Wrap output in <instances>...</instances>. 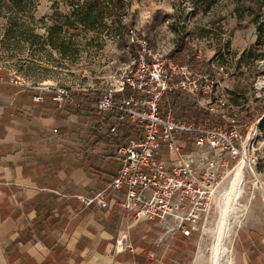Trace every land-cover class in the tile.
Here are the masks:
<instances>
[{"label":"crops","instance_id":"1","mask_svg":"<svg viewBox=\"0 0 264 264\" xmlns=\"http://www.w3.org/2000/svg\"><path fill=\"white\" fill-rule=\"evenodd\" d=\"M181 2L188 18L170 6L165 20L174 26L172 43L183 39L194 56L201 46L204 57H195L218 75L216 90L229 88L232 96L238 83L255 84L249 73L264 44L253 20L233 14L214 21L192 12L193 2ZM10 72L0 67V264H207L196 231L182 235L172 218L134 219L110 189L97 196L119 164L110 116L95 104L100 91L73 92L79 106L49 97L35 102L32 90L8 81ZM42 83L57 84H31ZM240 232L234 264H264V222Z\"/></svg>","mask_w":264,"mask_h":264},{"label":"built area","instance_id":"2","mask_svg":"<svg viewBox=\"0 0 264 264\" xmlns=\"http://www.w3.org/2000/svg\"><path fill=\"white\" fill-rule=\"evenodd\" d=\"M260 22L264 25V16ZM142 30L136 25L126 29L130 60L108 75L107 86L95 100L97 109L110 116L113 129L129 122L140 133L139 138L132 137L114 147L118 168L97 196L105 197L107 189L120 193L119 205L134 219L172 218L174 229L190 236L200 230L214 204L224 172L241 156L244 142L257 135L256 125L250 124L242 137L240 122L229 115L233 105L227 93L216 90L221 86L218 75L208 74L197 63L172 59L169 52L175 43L161 48L151 46ZM195 56L204 57L200 45L195 47ZM8 81L20 89L32 90L35 102L42 103L49 97L60 105H81L62 85L31 84L15 72L9 73ZM171 92L191 96L225 123L203 124L179 117L170 106L160 110L161 98ZM262 203L264 206V196Z\"/></svg>","mask_w":264,"mask_h":264},{"label":"rangeland","instance_id":"3","mask_svg":"<svg viewBox=\"0 0 264 264\" xmlns=\"http://www.w3.org/2000/svg\"><path fill=\"white\" fill-rule=\"evenodd\" d=\"M181 1L193 2L196 7L192 12L214 21L232 18L233 14L245 18L246 23L253 20L260 29L264 44V31L257 24L259 18L264 16V0H111L102 3V10L99 9L102 5L97 6L99 10L93 13V26L74 19L71 14L73 8L68 0H21L17 3L0 0V67L19 74L29 83L50 80L70 88L72 93L101 92L106 86L108 75L130 60L131 51L124 50L127 43L126 29L136 25L143 29L151 46L159 45L160 48L169 45L175 39L170 35L174 26L165 22L169 17L167 13L170 6L173 9L176 6L182 12L178 14L180 18H188L185 11L189 10L181 7ZM156 11L160 13L153 24L152 14ZM261 54V62L249 73L250 77L254 75L255 84L248 87L238 83L235 88L237 93L232 96L228 95L231 90L224 87V93L237 106L229 111V115L240 122L241 136L245 137L250 124L256 125L257 135L254 140L243 141L241 156H237L224 172L214 204L205 214L200 230L196 231L197 239H201L205 247L203 250L207 264L210 263L212 245L220 233L218 224L220 209L224 205V191L240 159L244 162L241 190L229 205L222 237L229 255L226 252L228 256L222 255L221 261L228 258L234 264L235 244L244 225H261L264 222L263 48ZM186 96L193 101L191 96ZM250 108L256 110L251 120L246 116ZM257 118L259 121L256 123ZM214 120L225 123L224 119L218 117H214ZM206 123H210L208 119Z\"/></svg>","mask_w":264,"mask_h":264},{"label":"trees","instance_id":"4","mask_svg":"<svg viewBox=\"0 0 264 264\" xmlns=\"http://www.w3.org/2000/svg\"><path fill=\"white\" fill-rule=\"evenodd\" d=\"M21 0H12V2H18ZM111 0H68V4L72 6V16L77 21L86 24L87 26H93V13L95 10H102L104 2H110ZM98 5H102L98 9ZM160 11H156L152 17V22L155 24L158 20ZM259 18V25L260 28L264 31V25L260 22ZM260 32V29L257 28ZM169 56L181 62H187L191 64H200L198 59L192 53L191 46H189L183 39L178 38L174 47L170 50ZM87 104L86 102H84ZM160 110L164 111L167 106H170L174 113L179 117H188L191 119L199 120L203 124H206L207 119L209 122H213L214 116H210V114L201 108L197 103L194 101H190L184 93L180 92H171L166 93L160 100ZM255 108L252 110H248L246 112V116L249 120L253 119V113ZM140 133L139 131L129 122L122 123L116 130L115 133L109 137L111 143L119 144L121 142H125L129 139L139 138Z\"/></svg>","mask_w":264,"mask_h":264},{"label":"bare ground","instance_id":"5","mask_svg":"<svg viewBox=\"0 0 264 264\" xmlns=\"http://www.w3.org/2000/svg\"><path fill=\"white\" fill-rule=\"evenodd\" d=\"M235 168H234V174L233 177L230 181V184L228 188L224 191V205L220 209V215H219V235L217 237L216 242L212 245V250L211 251V257H210V263L209 264H232L231 259H226L222 260V255L226 254L228 251V248L223 244L222 242V237H223V232L225 231V225L227 223V216L229 212V205L233 200L236 199L238 196L240 190H241V178H242V173H243V160L240 159L237 161ZM233 170V169H232ZM228 254V252H227ZM226 254V255H227ZM229 255V254H228ZM227 255V256H228Z\"/></svg>","mask_w":264,"mask_h":264}]
</instances>
